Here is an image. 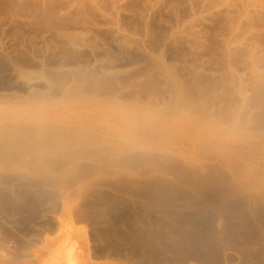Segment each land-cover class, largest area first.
<instances>
[{
	"label": "rangeland",
	"instance_id": "obj_1",
	"mask_svg": "<svg viewBox=\"0 0 264 264\" xmlns=\"http://www.w3.org/2000/svg\"><path fill=\"white\" fill-rule=\"evenodd\" d=\"M264 264V0H0V264Z\"/></svg>",
	"mask_w": 264,
	"mask_h": 264
},
{
	"label": "bare ground",
	"instance_id": "obj_2",
	"mask_svg": "<svg viewBox=\"0 0 264 264\" xmlns=\"http://www.w3.org/2000/svg\"><path fill=\"white\" fill-rule=\"evenodd\" d=\"M50 264H79L75 258L69 253H57L56 258Z\"/></svg>",
	"mask_w": 264,
	"mask_h": 264
}]
</instances>
